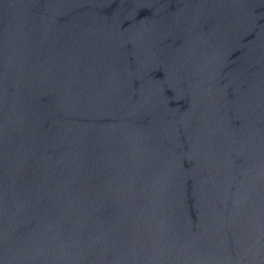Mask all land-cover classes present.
Returning a JSON list of instances; mask_svg holds the SVG:
<instances>
[{
  "label": "water",
  "instance_id": "95a60500",
  "mask_svg": "<svg viewBox=\"0 0 264 264\" xmlns=\"http://www.w3.org/2000/svg\"><path fill=\"white\" fill-rule=\"evenodd\" d=\"M0 264H264V0H0Z\"/></svg>",
  "mask_w": 264,
  "mask_h": 264
}]
</instances>
